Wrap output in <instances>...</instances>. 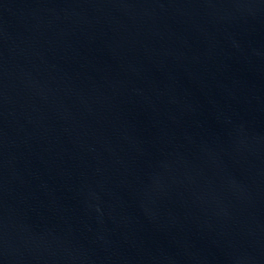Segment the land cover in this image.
Segmentation results:
<instances>
[{
	"label": "water",
	"instance_id": "water-1",
	"mask_svg": "<svg viewBox=\"0 0 264 264\" xmlns=\"http://www.w3.org/2000/svg\"><path fill=\"white\" fill-rule=\"evenodd\" d=\"M0 264H264V0H0Z\"/></svg>",
	"mask_w": 264,
	"mask_h": 264
}]
</instances>
